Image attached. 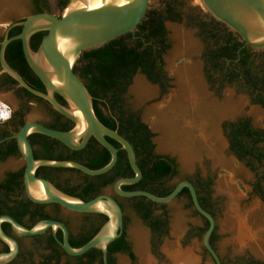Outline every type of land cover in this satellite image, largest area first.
<instances>
[{
  "label": "rangeland",
  "instance_id": "374dc122",
  "mask_svg": "<svg viewBox=\"0 0 264 264\" xmlns=\"http://www.w3.org/2000/svg\"><path fill=\"white\" fill-rule=\"evenodd\" d=\"M47 1L49 12L60 15L64 8L61 0ZM168 3L173 6L176 19L165 21L169 44L163 54L164 68L169 77L167 88L161 93L145 76L137 73L132 77L123 96L124 104L138 112L153 132L155 151L171 155L177 162L178 174L166 181V188H172L188 177L209 180L208 197L217 222L214 244L224 264L245 263L250 258L264 263V255L256 253L248 246L235 247L236 244L232 242V233L223 226L229 198L227 193L220 191L218 185L223 179L230 183L231 188L240 196L242 210L251 209L253 204H258L264 209V202L254 192V185L258 181L264 189V159L262 163L253 162V167L248 165L247 160H240L231 151L227 134L228 125L245 119L250 121L252 127L263 129L264 108L253 102L251 90L243 87L240 81L227 82L222 79L220 72L211 71L206 54L209 48L214 47L215 42L205 29L218 26L219 21L211 16L200 0H150L147 11L162 12ZM34 7L33 0H0V28L4 29L13 23L24 21L33 14ZM2 33L0 31V40L4 37ZM249 50L252 72L261 78L264 70V49L250 47ZM194 70L205 89L202 102H199L196 108L181 99L173 102L172 95L184 88L186 80L191 78L190 74H193ZM141 82L147 86L143 87L144 90L139 86ZM0 99L5 101L2 96ZM5 102L9 103L13 110H18L25 122L53 121V112L44 102H29L26 99L15 100L14 103ZM159 146L164 149H159ZM258 150L264 154V143L258 145ZM217 155L226 164L218 162ZM25 164L21 155L0 161V181H3L9 172L23 169ZM65 179H70L71 183L75 184L81 181V176L76 172L66 171L62 173L61 180ZM103 193L113 195V190H104ZM120 201L124 207V229L134 256L129 253L115 254L112 264H140V257L135 251L132 239L135 229L142 232L141 241L157 264H170L165 249L172 244L183 250L191 249L198 259V264H215L204 249L205 220L194 211L185 195L155 211L156 216L163 215L164 211L168 213L167 232L162 235L151 230L132 207V201L123 197ZM46 210L49 214L63 219L74 235L94 221L92 215L64 207L56 209L49 206ZM25 221L28 222L29 219L26 217ZM262 229L261 238L264 240V228ZM42 241V238L20 237L22 249L14 264H41L44 255L48 253ZM2 247L0 243V249ZM68 260V256H63L59 264Z\"/></svg>",
  "mask_w": 264,
  "mask_h": 264
},
{
  "label": "trees",
  "instance_id": "16d2710c",
  "mask_svg": "<svg viewBox=\"0 0 264 264\" xmlns=\"http://www.w3.org/2000/svg\"><path fill=\"white\" fill-rule=\"evenodd\" d=\"M67 2L68 0H61V5L65 7ZM48 9L49 5L46 0L41 5L38 4V1L36 2V13L44 12ZM175 17L176 14L171 3H168L162 12L147 11L142 22L137 26L135 33L130 32L102 46L85 51L74 67L75 73L84 80L88 90L95 98L94 107L100 120L125 136L135 148L137 163L142 169L143 177L136 184L123 185L122 188L125 190H132L139 186L141 189L148 190L158 196H165L174 188H166L164 185L167 180L178 174L177 162L174 157L155 151L153 143L154 134L149 126L141 122L140 119H135L134 114L126 115L125 111H121L124 119H119L116 115L117 113L113 115L112 112H109L108 114L103 110V107L122 109L125 105L123 96L126 93L127 87L132 77L140 69L152 81L156 82L160 80L161 77L159 76V72H157V64L159 60H162V55L169 48L166 38L165 21L175 20ZM21 30L22 25L13 26L9 36L19 34ZM205 32L215 42L214 47L209 48L206 54L211 71L214 73L220 72L222 79L227 82L240 81L243 87L251 90L254 96V102L264 104V99L261 95V91L264 90V70L261 78L254 75L251 69L252 62L249 48H242L240 50L244 44L241 38L221 22H218V26L212 29L206 28ZM46 34V31H39L31 36L30 45L34 51L39 48ZM239 53L243 55L237 60ZM5 57L7 62L21 74L27 83L37 90L46 92L44 84L26 61L21 40H14L7 46ZM262 65L264 66V58ZM12 81L15 85H18L14 79ZM19 93L26 96L29 102L44 101V99L33 95L22 87L19 88ZM57 98L62 104L67 105L66 101L60 95H57ZM53 112L58 116V122L56 125L49 127L61 130H69L73 127V122L70 119L54 109ZM20 116L19 127L15 132L25 123L23 115L20 114ZM227 129L230 149L240 160H247L249 166H252V163L255 161L258 163L263 162L264 154L259 152L258 145L264 143V128L253 129L250 121L245 119L228 125ZM8 135V131L0 132V139ZM29 139L33 145H36L43 139H51V137L40 133H33L29 136ZM15 141V139H12L0 144L1 147L7 145L9 150L0 159H4L10 153H19ZM110 141L120 149L116 165L106 174L93 177L75 168H53L46 166L39 167L36 173L42 176L48 172L47 169L76 172L81 176L80 182L72 184L68 180L64 182L60 181L61 183L58 182V186L73 196L90 200L101 194L103 192L102 189L107 184L114 183L120 177L134 175L126 151L121 149V145L117 141L113 139H110ZM64 148V151L57 156L41 153L40 149H38L35 157L55 160L74 159L84 163L91 169L101 168L111 159L110 152L94 138H91L87 146L81 150H72L65 145ZM23 173L24 168L19 171L9 172L5 180L0 182V215L10 214L20 222L26 216H29L33 224L39 219L51 218V215L46 210L49 204L34 203L26 198L24 190H19L23 188ZM200 179L199 177L197 178V183L192 181V179L188 180L197 186V193L201 205L214 215L208 197V190H201L204 187L209 188L210 182L203 184L200 182ZM254 192L264 201V189L259 181L254 185ZM182 195L188 197L190 205L193 206L187 187L183 188L179 194V196ZM127 199L132 201L133 207L153 232L159 235L167 232L168 213L164 211L163 215H155V211L159 207L165 208V204L155 203L144 196L130 197ZM101 217L102 222L98 227L93 228V224H90L89 226H85L79 234H73L70 237L71 244L74 247H79L88 242L106 222L107 217L104 215H101ZM206 223L203 229L204 233L209 225L207 219ZM8 226L9 224L7 222L3 223L5 230ZM58 235L62 238L61 230L58 231ZM215 237L214 231L210 239L214 248ZM36 238L40 239L37 236ZM45 250L48 253L44 255V260L41 264H59L63 256L69 257V260L64 264H103V255L100 249L93 248L81 256H70L60 247L53 236H50L47 240ZM115 252L129 253L131 256H134L127 239L126 231L109 245V264H112L114 261L113 254ZM240 264L264 263L250 258L247 262H240Z\"/></svg>",
  "mask_w": 264,
  "mask_h": 264
},
{
  "label": "water",
  "instance_id": "95a60500",
  "mask_svg": "<svg viewBox=\"0 0 264 264\" xmlns=\"http://www.w3.org/2000/svg\"><path fill=\"white\" fill-rule=\"evenodd\" d=\"M205 9L217 21L226 25L238 35L245 45L264 49V0H200ZM150 0H101V5H92L80 0H69L60 15L49 11L33 13L22 22V30L14 36H6L0 42V65L2 72L9 74L20 87L46 100L54 110L73 122L69 130L49 127L39 121H26L19 130L0 139V144L15 139L20 155L24 158L23 181L26 197L38 204H59L80 213H96L107 217L99 231L85 244L74 247L70 241L68 226L61 220L42 218L32 226H26L10 214L0 215V240L8 245L7 251H0V264L13 261L20 250L16 236L32 237L51 229L57 242L70 256H81L93 248L100 249L103 264H109V245L124 231V211L115 196L101 193L90 200L73 196L56 186L51 180L36 174L41 166L53 168H75L89 176H100L110 172L118 160L119 148L110 139L120 143L126 151L133 176L118 178L114 192L122 197L144 196L159 204H167L176 199L183 188L189 189L197 212L208 220L203 235V244L215 264H223L222 259L211 244V235L216 230L215 216L205 209L198 197L194 184L183 179L165 196H158L148 190H125L123 185L138 183L143 172L137 163L133 144L116 129L103 123L96 114L94 96L84 80L74 71L81 55L130 32H135L149 8ZM46 31L39 48L34 51L30 45L31 36ZM14 40H21L24 56L33 72L39 77L46 92L35 89L6 60L7 46ZM57 95L67 103L62 104ZM6 101V100H5ZM13 103V101L10 100ZM40 133L62 142L72 150L85 148L91 138L104 146L111 154L110 161L101 168L91 169L74 159L55 160L36 158L29 136ZM171 156V155H170ZM180 163V161H179ZM11 225L15 235L7 233L2 224ZM62 231V239L57 236Z\"/></svg>",
  "mask_w": 264,
  "mask_h": 264
},
{
  "label": "bare ground",
  "instance_id": "6f19581e",
  "mask_svg": "<svg viewBox=\"0 0 264 264\" xmlns=\"http://www.w3.org/2000/svg\"><path fill=\"white\" fill-rule=\"evenodd\" d=\"M80 1L86 2L93 7L101 5V0ZM195 73L196 71L194 70L193 74H190L191 78L186 80L184 88L181 91L172 95L173 102L181 99L189 106L195 108L199 105V102H202L205 89L199 76ZM139 86L142 87L141 89L147 87L143 82ZM159 149L164 148L163 146H159ZM180 158L182 159V156ZM217 161L223 164L225 163L221 161L218 155ZM218 185L220 191L227 193L229 198L223 226L232 233V242L234 241L236 244L235 247L243 248L248 246L256 253L264 255V240L261 238V229L264 228V209L258 204H253L251 209L242 210L240 208V196L231 188L230 183L223 179ZM259 217L260 219H258ZM140 237H142V232L135 229L132 232V239L134 241L135 251L140 257V264H157L156 260L146 251L148 249H145V244L142 243ZM165 250L170 264H198V259L191 249L183 250L177 247V245L172 244V246H167Z\"/></svg>",
  "mask_w": 264,
  "mask_h": 264
},
{
  "label": "flooded vegetation",
  "instance_id": "af4514ba",
  "mask_svg": "<svg viewBox=\"0 0 264 264\" xmlns=\"http://www.w3.org/2000/svg\"><path fill=\"white\" fill-rule=\"evenodd\" d=\"M38 1V4L39 5H41L42 4V2L43 1H45V0H33V2H34V4H35V7H34V12L33 13H36L35 12V10H36V2ZM47 1V0H46ZM48 2V1H47ZM48 11V10H47ZM13 27V26H12ZM12 27H8L7 29H6V32H5V34H4V37H3V39L6 37V36H9V33H10V31H11V28ZM132 33H135V32H132ZM2 39V40H3ZM2 40H0V42L2 41ZM242 48H250L249 46H247V45H245V44H243L242 46H241V48H240V50L242 49ZM243 55V54H242ZM241 55V53H239V55H238V58H237V60H239V58L242 56ZM158 67H157V72H159V76L161 77L160 78V80H158V81H156V82H154V81H152L150 78H149V76L146 74V73H144L141 69L140 70H138V72L137 73H140V74H142L143 76H145V78L148 80V82H150L152 85H154V86H156V87H158L159 88V90L161 91V93L167 88V85H168V83H169V77H168V74H167V72H166V70H165V68H164V59H163V55H162V60L160 61H158ZM0 70H1V65H0ZM136 73V74H137ZM12 77L9 75V74H7V73H5V72H1L0 73V92H4V91H10V92H12V94L16 97V99L19 101V100H21V101H23V99H26V100H28L27 99V97L26 96H24V95H21L20 93H19V88H21L19 85H15L14 83H13V81H12ZM261 95H262V97H263V99H264V90H262L261 91ZM253 96V95H252ZM253 98H254V96H253ZM45 104H49L46 100H44L43 101ZM254 102V101H253ZM22 103V102H21ZM255 104H257V105H259V106H261L262 108H264V104H262V103H256L255 102ZM49 106V108L51 109V111L53 112V108H52V106L51 105H48ZM103 107V106H102ZM103 110L106 112V113H108L109 114V112H112L113 113V115L115 114V113H117L116 115L119 117V119H124V117H123V115H122V113H121V111H125L126 112V115L127 114H134V118L135 119H140V121L141 122H143V123H145L142 119H141V117H140V115H139V113L138 112H135L134 110H132V109H130V108H128L126 105H124L123 107H122V109H113V108H104L103 107ZM120 112V113H119ZM20 112L18 111V110H13V112H12V115H11V117L9 118V120H7V121H0V132L1 133H3L4 131H8L9 132V135H12V134H14V133H16L15 131H16V129L19 127V122H20V119H21V116H20ZM57 122H58V116L53 112V121L52 122H50V123H43V124H45V125H47V126H53V125H56L57 124ZM42 123V122H41ZM253 129H256V128H254L253 127ZM229 138V137H228ZM10 140H12V139H10ZM14 140V139H13ZM31 141V140H30ZM230 141V140H229ZM16 142V141H15ZM32 143V142H31ZM16 145H17V143H16ZM33 145V144H32ZM17 148H18V146H17ZM33 148H34V154L36 153V151L38 150V149H40V151H41V153H44V154H51V155H53V156H57V155H59L60 153H62L63 151H64V144L62 143V142H60V141H56V139H54V138H51V139H43L39 144H36V145H33ZM120 149V148H119ZM122 149V148H121ZM9 150H8V148H7V145H5V146H0V157L2 156V155H4L5 153H7ZM18 152H19V150H18ZM17 155H20V153H10L9 155H7L4 159H0V161H3V160H6V159H8V158H11V157H15V156H17ZM48 170V172H46L44 175H42V177H45V178H47V179H49V180H51L56 186H58V182H64V181H70V179H65L64 181H62L61 180V178H62V173L63 172H66V171H57V170H50V169H47ZM37 174V173H36ZM7 177V176H6ZM5 177V178H6ZM93 177H95V176H93ZM199 178H201L200 180V182H202L203 184H206V183H208V181L209 180H207V179H204V178H202V177H199ZM188 179H192V181H194L195 183H197L198 182V180L197 179H193V178H190V177H188ZM5 180V179H4ZM141 181V180H140ZM139 181V182H140ZM0 182H2V181H0ZM60 182V183H61ZM71 182V181H70ZM193 183V182H192ZM76 184V183H75ZM113 184L114 183H109V184H107L102 190L104 191V190H113V196H115V198L118 200V202L121 204V206H122V208H123V211H124V207H123V205H122V203H121V201H120V199H121V197L122 196H119V195H117L115 192H114V188H113ZM194 186H195V184H194ZM59 187V186H58ZM60 188V187H59ZM195 188H196V190H197V186H195ZM60 189H62V188H60ZM19 190H24L25 191V186H24V181H23V188L22 189H19ZM63 190V189H62ZM132 190H144V189H141V187H136V188H134V189H132ZM201 190H209V188H206V187H204V189H201ZM103 193V192H102ZM26 195V194H25ZM27 198V197H26ZM123 198H130V197H123ZM190 201V200H189ZM263 201V200H262ZM264 202V201H263ZM166 205V204H165ZM49 206H51V207H54V208H56V209H60L62 206L61 205H58V204H49L48 205V207ZM132 207H133V205H132ZM134 208V207H133ZM192 208L194 209V211L197 213V214H199L198 212H197V210L195 209V207H194V205L192 206ZM135 209V208H134ZM136 210V209H135ZM80 213V212H79ZM85 214H91L93 217H94V221H93V228H96V227H98L100 224H101V222H102V217H101V215L102 214H96V213H85ZM51 215V218H54V219H58V220H61V221H63L67 226H68V224L63 220V219H61L60 217H58V216H56V215H52V214H50ZM200 215V214H199ZM105 216V215H104ZM201 216V215H200ZM28 219H29V221L27 222V221H25V219H23L22 221H21V223L22 224H24V225H26V226H32L33 225V223L30 221V217L29 216H26ZM204 220H205V226H206V219L203 217V216H201ZM19 221V220H18ZM20 222V221H19ZM124 223H125V215H124ZM125 226V225H124ZM2 227H3V224H2ZM68 228H69V226H68ZM4 229V228H3ZM5 230V229H4ZM60 230V229H59ZM58 230V231H59ZM152 230V229H151ZM7 233H9V234H12V235H15V233H14V231H13V229H12V227H11V225L9 224V226L7 227V229L5 230ZM58 231H57V236L59 237V235H58ZM69 231H70V237L71 236H73V233L71 232V230H70V228H69ZM124 231H125V229H124ZM123 231V232H124ZM153 231V230H152ZM80 233V232H79ZM78 233V234H79ZM37 237H39L40 239L42 238L43 239V246L45 247L46 245H47V240L50 238V236H53L54 237V239L56 240V238H55V236H54V234H53V232H52V230L51 229H49V230H47L45 233H43V234H40V235H36ZM36 236H32V238H36ZM215 236H216V230H215ZM20 237L21 236H16V238H17V240L19 241V245H20V250H19V253H18V255H17V257L13 260V261H11L10 263H8V264H14L15 262H16V260H18V258L20 257V253H21V249H22V246H21V242H20ZM60 238V237H59ZM60 239H62V238H60ZM57 241V240H56ZM71 241V240H70ZM0 243H2V245H3V247H2V249H0V251H7V249H9V247H8V245L7 244H5L3 241H1L0 240ZM58 243V242H57ZM59 244V243H58ZM60 245V244H59ZM61 247V246H60ZM204 249H205V251L206 252H208L207 251V249L205 248V246H204ZM48 252V251H47ZM118 253H123V252H115L114 254H113V256L115 255V254H118ZM209 253V252H208ZM114 258V257H113ZM256 260V259H255ZM257 261H260V260H257ZM223 262V261H222ZM260 262H262V261H260ZM21 264H27L26 262H22ZM223 264H224V262H223Z\"/></svg>",
  "mask_w": 264,
  "mask_h": 264
},
{
  "label": "built area",
  "instance_id": "2783aa9c",
  "mask_svg": "<svg viewBox=\"0 0 264 264\" xmlns=\"http://www.w3.org/2000/svg\"><path fill=\"white\" fill-rule=\"evenodd\" d=\"M13 112L12 106L0 99V121H7L11 117Z\"/></svg>",
  "mask_w": 264,
  "mask_h": 264
},
{
  "label": "crops",
  "instance_id": "0c3cea01",
  "mask_svg": "<svg viewBox=\"0 0 264 264\" xmlns=\"http://www.w3.org/2000/svg\"><path fill=\"white\" fill-rule=\"evenodd\" d=\"M7 28H4V29L0 28V31L5 34ZM0 96H2L6 101H9V102H10V100L13 101V103L15 100H17L16 97L10 91L0 92ZM10 103H12V102H10Z\"/></svg>",
  "mask_w": 264,
  "mask_h": 264
}]
</instances>
